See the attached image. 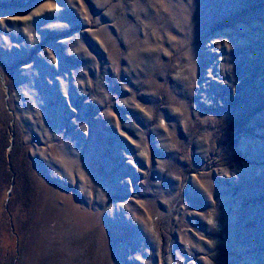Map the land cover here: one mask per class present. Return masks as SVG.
<instances>
[{"label":"rangeland","instance_id":"rangeland-1","mask_svg":"<svg viewBox=\"0 0 264 264\" xmlns=\"http://www.w3.org/2000/svg\"><path fill=\"white\" fill-rule=\"evenodd\" d=\"M0 264H264V0H0Z\"/></svg>","mask_w":264,"mask_h":264}]
</instances>
